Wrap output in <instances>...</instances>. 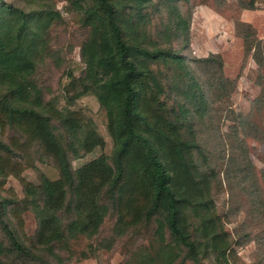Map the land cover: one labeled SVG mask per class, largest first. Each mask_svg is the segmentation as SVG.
Wrapping results in <instances>:
<instances>
[{"label":"rangeland","instance_id":"rangeland-1","mask_svg":"<svg viewBox=\"0 0 264 264\" xmlns=\"http://www.w3.org/2000/svg\"><path fill=\"white\" fill-rule=\"evenodd\" d=\"M121 1L125 16L133 15L127 0ZM249 1L142 2L140 26L148 44L171 48L183 57L189 70L191 77L172 63L155 66L162 73L169 110L178 109L176 100L185 102L190 110L197 145L191 157L198 175L207 179L205 210L217 222L213 229L218 236L211 242L198 230V219L187 208L183 223L199 235L202 252L198 261L177 258L173 264H264V0H255L254 9L244 8ZM1 3L0 16L18 8L52 11L34 44L35 64L29 81L39 89L40 99L31 98L29 105L48 117L72 172L76 174L98 157L109 158L115 143L106 109L92 92L79 94L85 72L83 46L89 34L83 11L70 0ZM180 18L187 24L184 35L182 24L176 22ZM242 21L250 23L251 29L238 24ZM251 30L254 38L248 41L249 47L242 34L249 37ZM210 53L218 55L217 62L197 60ZM183 88L203 94L204 111L192 110L194 100L180 95ZM86 134H94L97 142H84ZM28 136L31 134L24 127L0 114V141L8 148H0L2 216L36 254L35 259H25L26 264H138L142 257L155 255L161 246L155 220L125 214V225L118 230L119 213L113 208L94 234L65 235L52 250L38 245V221L30 210L27 189L39 187L45 178L58 179L60 170L52 153L55 145L50 140L40 145ZM68 217L62 213V223ZM164 236L165 243H170L168 231ZM0 244L8 245L1 224Z\"/></svg>","mask_w":264,"mask_h":264},{"label":"trees","instance_id":"trees-1","mask_svg":"<svg viewBox=\"0 0 264 264\" xmlns=\"http://www.w3.org/2000/svg\"><path fill=\"white\" fill-rule=\"evenodd\" d=\"M143 1L127 0L133 15L126 17L121 0H70L83 11V22L89 27L83 46L85 72L79 94L96 95L106 109L115 143L109 158L98 157L76 174L51 131L48 117L29 105L31 98L40 99L39 89L29 81L35 64L34 44L52 11L42 8L26 12L18 8L0 16V114L29 131V139L40 145L50 140L55 145L52 153L60 177L45 178L39 187H28L26 193L31 196L28 204L38 221L36 243L50 250L65 235L94 234L111 208L119 213L118 230L125 225V214L155 220L161 246L154 256H144L138 264H173L177 258L180 262L198 261L202 252L199 235L183 223L187 208L198 219L197 228L204 237L212 242L218 236L213 229L217 222L205 210L207 179L198 175L191 157L197 145L190 110L178 100V109L169 110L162 73L155 66L172 63L191 76L180 54L171 48L150 46L146 41L140 26ZM0 6L4 9L3 3ZM243 7L254 9L255 0ZM176 22L182 24L184 35L187 24L181 18ZM239 23L251 29L250 23ZM238 32L241 33L239 29ZM250 32L249 37L242 34L245 42L254 38ZM249 44L246 45L251 47ZM217 57L210 53L197 60L217 62ZM180 95L194 100L192 110L198 107L204 111L206 105L200 91L192 94L183 88ZM87 139L97 142L94 134H86L84 142ZM0 148L8 149L1 141ZM2 212L0 202V224L8 244H0V264H26L25 259H35L36 254L19 240ZM64 212L69 214L65 224L61 218ZM166 231L170 243H165Z\"/></svg>","mask_w":264,"mask_h":264}]
</instances>
